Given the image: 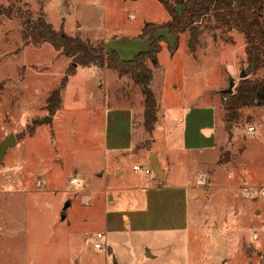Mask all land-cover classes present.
<instances>
[{"label":"rangeland","instance_id":"374dc122","mask_svg":"<svg viewBox=\"0 0 264 264\" xmlns=\"http://www.w3.org/2000/svg\"><path fill=\"white\" fill-rule=\"evenodd\" d=\"M41 15L55 30L63 28L119 54L128 47L141 50L134 36L147 23L170 18L159 0H0V141L11 133L17 138L0 160V264H114L108 248H95L99 231L107 234L102 244H110L124 264H264V105L242 107L238 119L225 117L223 122L227 140L216 167L221 169L218 180L227 185L231 172L234 187L214 201L237 206V225L222 208L190 203V226L183 233L112 229L111 217L136 205H108L100 175L91 181L97 189L86 205L81 192L69 190L70 179L82 184L102 173L103 102L118 101L116 94L124 91L134 97L140 88L126 78L118 80L113 69L78 66L62 90L60 109L52 114L47 98L60 85L71 58L48 41L33 40L30 27ZM211 28L202 35L195 57L184 41L174 56L170 46L162 45L158 61L167 71L169 61H199L206 74L201 88L204 82L207 100L214 97L223 110L230 82H235L234 92L241 79L263 77L264 69L253 72L241 29ZM190 72L185 70L186 89H195L198 81ZM161 81L157 88L163 93ZM247 189L252 197L242 195ZM112 193L109 189L108 196Z\"/></svg>","mask_w":264,"mask_h":264},{"label":"crops","instance_id":"0c3cea01","mask_svg":"<svg viewBox=\"0 0 264 264\" xmlns=\"http://www.w3.org/2000/svg\"><path fill=\"white\" fill-rule=\"evenodd\" d=\"M139 35L140 33L134 36L137 40L133 43L139 41L141 50L134 52L128 50L129 47L125 48L123 54L117 52L121 59L132 60L137 54L149 50L150 38L141 37L144 39L140 40ZM156 36L164 39L163 46H170L174 50L173 56L184 41L186 44L185 35L176 39L164 29L158 30ZM104 52L111 54L115 51L108 52L104 47ZM158 62L159 67L153 70L152 82L158 102L154 131L149 134L144 127V95L140 89L134 97H131L130 91L115 93L119 102L104 100V169L98 175H91L92 180L79 183L78 188L70 184L69 190L86 194V200L82 197L83 202L91 205L93 198L89 193L97 189L93 188L91 181H95L100 175L104 183L102 191L107 193L104 198L108 205L118 201L135 204L136 209H128L122 214L115 213L111 217L108 225L117 231L129 228L140 232L151 230L157 233H183L190 226V203L194 207L210 203L213 209H224L225 216L236 221L239 212L237 206H220L214 201L217 195L225 194L234 187L233 174L227 171V185L222 184L218 180L221 169L216 168L220 161V152L224 150L227 140V126L225 129L223 127L226 111L223 109V112L214 97L207 100L208 89L204 82L201 88L200 81L206 74L201 70L202 64L199 61H169L172 66L169 71L166 65ZM186 69L191 71V79L198 81L195 89H186ZM156 71L160 74L157 75ZM123 78L130 81L128 76L118 75V80ZM160 81L165 87L163 93L158 92ZM120 96L127 100L122 101ZM153 153H156L163 170L162 179H158L153 171L150 161ZM134 165L150 168L151 172L139 173L133 169ZM109 189L113 191L111 196H108ZM247 205L248 202L245 206ZM245 206L241 208L243 219L249 215ZM198 211L200 213L199 209ZM200 215L202 216V212ZM106 241L108 243L107 237ZM106 246L114 257V264H124L116 256L113 247L110 244ZM147 256L154 257L149 251Z\"/></svg>","mask_w":264,"mask_h":264},{"label":"trees","instance_id":"16d2710c","mask_svg":"<svg viewBox=\"0 0 264 264\" xmlns=\"http://www.w3.org/2000/svg\"><path fill=\"white\" fill-rule=\"evenodd\" d=\"M168 14L163 23H147L140 37L150 38L147 52L137 54L132 60H123L118 53L106 54L104 47L94 46L85 40L68 35L63 28L55 30L43 15L30 30L34 41H48L53 48L71 58L60 85L47 98L49 111L56 113L61 106V93L78 66L110 68L129 79L144 95V127L151 134L157 120L158 102L152 89L153 70L159 67L158 54L164 39L157 37L160 29L179 39L187 37V50L194 57L202 46V35L211 27H238L244 33L248 59L253 72L264 69V0H159ZM215 34V33H214ZM226 119L235 121L242 107L264 105V76L241 79L234 92L225 93ZM32 132V131H31Z\"/></svg>","mask_w":264,"mask_h":264},{"label":"water","instance_id":"95a60500","mask_svg":"<svg viewBox=\"0 0 264 264\" xmlns=\"http://www.w3.org/2000/svg\"><path fill=\"white\" fill-rule=\"evenodd\" d=\"M246 76V72L243 70L240 74L241 78H244ZM235 82L231 81L230 82V87L228 89V92H232V87L234 86ZM52 118L49 116L47 118H45V121H49ZM17 143V138L15 136V134L11 133L9 136H7L6 138H4L3 140L0 141V160L3 158V156L5 155L7 149L10 146H14ZM150 161L152 164V168L153 171L155 172L156 176L158 179H162L163 178V170L161 168L160 162L157 159V155L156 153H153V155L150 157ZM70 206V201H67V203L64 205V211H66V209ZM62 219H65V215H62Z\"/></svg>","mask_w":264,"mask_h":264},{"label":"built area","instance_id":"2783aa9c","mask_svg":"<svg viewBox=\"0 0 264 264\" xmlns=\"http://www.w3.org/2000/svg\"><path fill=\"white\" fill-rule=\"evenodd\" d=\"M225 99H226V97H225ZM251 129H253V127H251ZM133 169L135 171H137L139 173H143V174H149L151 172V169L150 168H144L141 165H134L133 166ZM79 183L80 182H79V180L76 177H73V178L70 179V184L72 186H76ZM260 194L261 195H264V189L261 190ZM242 195L244 197H247V198L252 197V191L250 189H247V190L243 191V194ZM82 197L85 198V200H86L87 195L86 194H83ZM105 235H106L105 231H99V232H97V234H96L97 241L95 242L94 245H95V248H97L98 250L105 249L106 252H107V246H106V244L103 245L102 242H101V240L105 238ZM254 237H256V238L258 237V233L257 232H254Z\"/></svg>","mask_w":264,"mask_h":264}]
</instances>
